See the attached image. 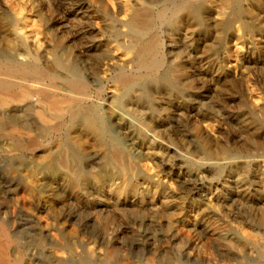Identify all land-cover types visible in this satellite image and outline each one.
<instances>
[{"label":"rangeland","instance_id":"obj_1","mask_svg":"<svg viewBox=\"0 0 264 264\" xmlns=\"http://www.w3.org/2000/svg\"><path fill=\"white\" fill-rule=\"evenodd\" d=\"M133 14L150 21L142 35ZM0 60L56 75L0 84L76 114L38 95L0 103L8 264H57L48 234L75 248L82 225L84 264H264V0H0ZM85 114L108 124L103 139L79 125Z\"/></svg>","mask_w":264,"mask_h":264},{"label":"bare ground","instance_id":"obj_2","mask_svg":"<svg viewBox=\"0 0 264 264\" xmlns=\"http://www.w3.org/2000/svg\"><path fill=\"white\" fill-rule=\"evenodd\" d=\"M129 29V32L134 36H138V35H142L144 33V29H147L149 26H150V21L149 20H145V21H142L139 17L138 14H133L132 17L130 18L129 22L127 23L126 25ZM131 48L133 50H136V45H134V43L132 44ZM155 50V47L153 45H145V46H142L140 49L136 50V54L138 56H143V57H149V56H153V52ZM60 55V54H59ZM58 55V56H59ZM151 56V57H152ZM57 57V55H56ZM55 57V58H56ZM145 57V58H146ZM55 64L57 66L58 69H60L61 71H64L68 74L71 75L70 77V81H67V84L69 85V87L71 89H74L76 92H79V91H85L87 89V84L85 82V80H83V78L81 77L79 71L76 69V68H73L72 66H68L66 64H64V62H62L60 59H56L55 60ZM0 73H5L7 76H10V77H20L22 79H25L26 77H32L34 79H41V78H49L50 80H56L57 79V76L48 72L47 70H44L38 66H34V67H29L27 65H16V64H12L10 62H5V61H2L0 60ZM43 81V80H42ZM52 83V82H51ZM0 93H2V99L0 100V103L1 104H8V102L10 101H13V100H17V99H20V98H31V97H34V96H37L39 97V101L41 103H44L45 105L48 106V108H50V110H53V111H56V112H63V111H66L68 110L70 113H71V117H72V120H74L76 118V114H75V111L69 107V106H72V101L71 100H65V101H57L55 100L53 97H51L50 95L48 94H45V93H30V92H27L26 90L23 91L22 90V93L21 94H16L14 93V89L12 86L8 85V84H0ZM11 103V102H10ZM79 125H81L85 131L91 133V134H95L96 137L100 138V139H103L104 138V135L107 134V132L109 131V126L108 124H106V122L104 121L103 118H100L98 117L97 115H87L85 114L82 118H81V121L79 123ZM111 140V139H110ZM103 141V140H102ZM18 143V142H17ZM21 143V142H20ZM30 144V143H29ZM112 144L114 146V149L117 150V151H120V152H123V145L121 143V141H119L118 139H112ZM11 146V145H10ZM24 146V145H23ZM29 146V145H28ZM1 148L3 149V147L1 146ZM25 148V147H24ZM21 150V149H20ZM25 150V149H24ZM7 153V152H6ZM2 155V153H0ZM52 154V153H50ZM6 155V154H5ZM34 156V155H33ZM41 156V155H40ZM50 156H53V155H50ZM2 157V156H1ZM31 159V158H30ZM31 161V160H30ZM39 162V161H38ZM59 162V161H58ZM34 163V162H33ZM56 163V159L54 158H50L46 161H44V163L42 164V170L43 172L47 175V176H51V175H55L56 172H55V167H54V164ZM19 164V163H18ZM16 165V164H15ZM67 165V164H65ZM19 166V165H18ZM29 165H27L28 167ZM16 167V166H15ZM21 167V166H20ZM34 167V166H33ZM73 167V166H72ZM26 168V167H25ZM31 168V167H30ZM68 168V166H67ZM22 170V168H21ZM67 170V169H66ZM26 171V170H25ZM36 171V170H35ZM21 172V171H20ZM59 172V171H58ZM74 172V171H73ZM38 173V172H37ZM7 174V173H6ZM8 175V174H7ZM37 175V174H36ZM58 175V174H57ZM64 175V174H63ZM14 176V175H13ZM20 176V175H19ZM26 176V175H25ZM42 176V175H41ZM44 176V175H43ZM46 176V177H47ZM61 176V175H60ZM29 177V176H28ZM62 177V176H61ZM77 177L81 178V177H84V174L82 173H78L77 174ZM34 178V177H32ZM37 178V177H36ZM54 178V177H53ZM63 178V177H62ZM65 178V177H64ZM8 179V178H7ZM30 179V178H29ZM48 179V178H47ZM56 179V178H55ZM58 179V178H57ZM28 180V179H27ZM52 180V179H51ZM59 180H62V179H59ZM86 180V178H85ZM14 181V180H13ZM57 181V180H56ZM65 181V180H64ZM63 181V183H64ZM77 181H79V179H77ZM12 182V181H11ZM53 182H54V179H53ZM80 182V181H79ZM8 183V182H7ZM24 183V182H23ZM66 183V182H65ZM41 184V183H40ZM39 184V186H40ZM51 184V183H50ZM49 184V185H50ZM56 184H59L56 182ZM70 184V183H69ZM81 184V183H80ZM13 185V184H12ZM11 185V187H12ZM21 185V184H20ZM64 185V184H63ZM14 186V185H13ZM45 186V185H44ZM51 186V185H50ZM59 186V185H58ZM68 186V184L66 185ZM34 187V186H33ZM38 187V186H37ZM57 187V186H56ZM61 187H64V186H61ZM74 187V186H73ZM76 187V186H75ZM83 187V186H82ZM8 188V187H7ZM30 188V186H29ZM43 188V187H42ZM59 188V187H58ZM12 189V188H11ZM14 189V187H13ZM20 189V188H19ZM34 188H32L33 190ZM37 189V188H36ZM61 189V188H59ZM68 189V188H67ZM16 190V189H15ZM30 190V189H29ZM38 190V189H37ZM41 190V189H40ZM63 190V189H61ZM76 190V189H75ZM74 190V191H75ZM80 189H78L77 192H79ZM18 191V190H17ZM52 191V190H50ZM66 191V190H65ZM63 191V192H65ZM11 192V191H10ZM25 192V191H24ZM23 192V193H24ZM70 192V191H69ZM72 192V191H71ZM76 192V191H75ZM82 192V191H81ZM7 193V191H6ZM18 193V194H17ZM16 194L19 195V192H17ZM31 193V192H30ZM33 193V192H32ZM68 193V192H67ZM73 193V192H72ZM71 193V194H72ZM34 194V193H33ZM63 194V193H62ZM20 195H21V192H20ZM25 195V194H24ZM23 195V196H24ZM27 195V194H26ZM45 195V194H44ZM77 195V194H76ZM22 196V197H23ZM79 196V194L77 195ZM81 196V194H80ZM16 197V196H15ZM53 197V196H52ZM75 197V196H74ZM49 198V197H48ZM69 199V198H68ZM78 199V198H77ZM23 200V199H22ZM30 200V199H28ZM32 200V199H31ZM44 200V199H43ZM47 200V198H46ZM62 200V199H61ZM70 200V199H69ZM83 200V199H82ZM23 201H26V200H23ZM35 201V200H34ZM50 201V200H49ZM55 201H56V198H55ZM81 201V200H80ZM31 202V201H30ZM53 202V201H52ZM66 202V201H65ZM64 202V203H65ZM18 203V202H17ZM47 203V202H46ZM82 203V201H81ZM32 204V203H31ZM35 204V203H33ZM41 204V203H40ZM70 204V203H69ZM79 204V203H77ZM84 204V203H83ZM23 205V203H22ZM44 205V204H43ZM54 205V204H53ZM72 205V204H71ZM86 204H84L85 206ZM36 206V205H35ZM68 206V205H67ZM74 206V205H73ZM14 207V206H13ZM28 207V206H27ZM31 207V206H29ZM39 207V206H37ZM88 207V206H87ZM2 208V207H1ZM32 208V207H31ZM36 208V207H35ZM55 208V207H54ZM57 208V207H56ZM86 208V207H85ZM38 210V208H36ZM40 209V208H39ZM59 209V208H58ZM66 209V208H65ZM68 209V208H67ZM82 209V208H81ZM88 209V208H87ZM14 210V209H13ZM30 210V209H29ZM41 210V209H40ZM44 210V209H43ZM60 210V209H59ZM90 210V209H89ZM36 211V210H35ZM34 211V212H35ZM59 212V211H58ZM68 212V211H67ZM15 213V212H14ZM37 213V212H36ZM41 213V212H39ZM91 213V212H90ZM42 214V213H41ZM58 214V213H57ZM13 215V214H12ZM19 215V214H18ZM23 215V214H22ZM21 215V216H22ZM28 216V215H27ZM32 217V216H31ZM30 217V218H31ZM65 217V216H64ZM24 218V217H23ZM37 218V217H36ZM60 218V217H59ZM69 218V217H68ZM47 219V218H45ZM91 219V218H90ZM8 220V219H7ZM13 220V219H12ZM78 220H81L78 218ZM77 221V220H75ZM89 222V220H87ZM46 222V221H45ZM65 222V221H64ZM73 222V221H72ZM7 223V222H6ZM22 223V222H21ZM31 223V222H30ZM33 223H35L33 221ZM39 223V222H37ZM44 223V222H43ZM49 223V222H48ZM67 223V221L65 222V224ZM85 223V222H84ZM15 224V223H14ZM25 224V223H24ZM55 224V223H53ZM86 224V223H85ZM21 225V224H20ZM35 225V224H34ZM49 225V224H48ZM58 225V224H57ZM81 225V224H80ZM79 225V226H80ZM11 226V225H10ZM30 226V225H29ZM70 226V225H69ZM78 226V227H79ZM83 226V225H82ZM81 227L80 229V238H79V242L77 240V244H76V247L75 248H72L71 246H69V244H66V243H63L62 242V238H63V230L59 229H54V231L56 232H51L48 234V238L51 237V240L50 239H47L48 243L50 244L51 248L49 250V255L50 256H53V258L55 259V263L57 264H62V263H65V264H69L71 262H74L73 259L76 258L75 255H77L78 257L76 258V260H78V263L77 264H84V259H85V250H86V244L84 243L83 239H82V232L84 231V229ZM22 227V226H21ZM63 227V226H61ZM56 228V227H55ZM86 228V227H84ZM96 228V227H95ZM19 229V228H18ZM24 229V228H23ZM39 229V228H38ZM50 229V228H49ZM79 229V228H77ZM98 229V228H96ZM11 230V229H10ZM13 230V229H12ZM11 230V231H12ZM40 230V229H39ZM10 231V232H11ZM96 231V230H95ZM100 231V230H99ZM10 232L7 230V226L0 222V237L2 239H5L7 238V240H10L11 239V234ZM30 232V231H29ZM34 232V231H33ZM43 232V231H42ZM92 232V231H91ZM13 233V232H12ZM16 233H17V230H16ZM39 233V231H38ZM24 234V233H23ZM43 234V233H42ZM100 234V233H99ZM31 235V234H30ZM37 235V234H36ZM84 235V234H83ZM23 236V235H22ZM43 236V235H42ZM41 236V238H42ZM26 237V236H25ZM65 237V236H64ZM69 237V236H68ZM21 238V237H20ZM27 238V237H26ZM38 238V237H37ZM24 239V238H23ZM29 239V238H28ZM27 239V240H28ZM21 240V239H20ZM39 240V239H38ZM54 240H56V243H54ZM14 241V240H13ZM36 241V240H35ZM42 241V240H40ZM64 241V239H63ZM11 242V240L9 241V243ZM65 242V241H64ZM76 242V241H75ZM93 242V241H92ZM71 243V242H70ZM75 245V244H74ZM29 246V245H28ZM8 247L9 245L6 247L5 245H3L2 248H0V264H8ZM22 247V246H21ZM30 248V247H29ZM28 248V249H29ZM36 248V246H35ZM48 248V249H49ZM15 249V248H14ZM13 251V250H12ZM28 251V250H27ZM39 251V250H38ZM100 251V250H99ZM34 252V251H33ZM42 252V251H41ZM12 253V252H11ZM29 253V252H28ZM27 253V254H28ZM101 253V252H100ZM22 254V253H21ZM24 254V253H23ZM48 254V253H47ZM94 254V253H93ZM99 254V253H98ZM10 255V254H9ZM42 255V254H41ZM16 256V255H15ZM27 256V255H26ZM30 256V255H29ZM23 257V256H22ZM31 257V256H30ZM10 258V256H9ZM14 258H17V257H14ZM41 258V257H40ZM43 258V257H42ZM11 259V258H10ZM39 259V258H38ZM102 259V258H101ZM23 260V259H22ZM25 261V260H23ZM49 261V259H48ZM98 261V260H97ZM14 264H20V260L18 261H15L13 262ZM24 263V262H23ZM10 264V263H9Z\"/></svg>","mask_w":264,"mask_h":264}]
</instances>
